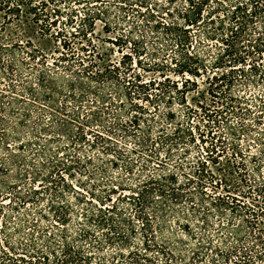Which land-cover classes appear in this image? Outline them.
<instances>
[{
    "label": "trees",
    "instance_id": "16d2710c",
    "mask_svg": "<svg viewBox=\"0 0 264 264\" xmlns=\"http://www.w3.org/2000/svg\"><path fill=\"white\" fill-rule=\"evenodd\" d=\"M87 1L0 0V178L6 185L1 189L12 196L5 203L10 196L0 192V264H93L92 256L104 247L115 250L120 264H200L211 250L221 261L211 257L208 264H264V181L254 185L264 160L262 155L246 156V145L240 144L243 136L246 143L252 139L255 126L264 130V119L253 115L264 113V0H114L123 14L145 11L148 16H131L129 22L150 26L161 42L158 61L143 67L142 72L156 76L147 80L140 73L129 78L133 66L128 54L114 62L99 53L95 41L101 36L95 24L103 23L104 33H109L107 10L84 13L77 31L54 29L64 9H69L65 22L71 27L72 7ZM127 17H122L125 22ZM127 40L120 35L107 41L122 46ZM252 88L261 91L248 100L246 91ZM112 95L124 97L125 105ZM33 110L49 123L40 117L31 122ZM250 119L253 126L246 123ZM192 120L225 126L228 137L221 139L229 142L219 137L220 149L211 143L206 159L195 165L180 151L195 142L193 130L204 143V133ZM211 134L207 138L215 140ZM44 136L48 138L39 144ZM59 137L68 143L50 156L49 148ZM254 141L264 146V135ZM129 142L132 149L125 148ZM83 145L96 155L80 156ZM221 155L239 182L260 196L261 205L252 208L230 196L205 193L206 185L218 189L221 182L228 193L227 178L213 182L205 167L207 161L219 164ZM104 161L112 166L120 162L128 176L138 166L136 184L108 178ZM9 167L16 170L14 178ZM98 174L104 175L101 182ZM28 176L30 183L25 181ZM83 177L92 188L84 185ZM97 187L103 189L100 195ZM124 187L128 198L120 193ZM207 199L218 216L227 209L242 221L241 227L232 221L219 223L215 243L205 234L211 228ZM12 200L25 211L13 230L26 226L32 232L16 246L8 232L14 222L5 212L13 207ZM123 202L133 206L134 217L141 221L138 234L131 225L125 228L131 222L126 209L118 207ZM29 205L36 209L35 219L28 214ZM147 207L153 215L144 213ZM169 217L185 222L178 227L181 233L167 229ZM48 218L57 234L47 237V227L38 223L50 222ZM73 220L78 227L70 235L67 226ZM80 241L89 242L91 254L75 246Z\"/></svg>",
    "mask_w": 264,
    "mask_h": 264
},
{
    "label": "rangeland",
    "instance_id": "374dc122",
    "mask_svg": "<svg viewBox=\"0 0 264 264\" xmlns=\"http://www.w3.org/2000/svg\"><path fill=\"white\" fill-rule=\"evenodd\" d=\"M100 1H101V3H103L102 6H100V3L97 2V0H88L86 3L83 2L82 4H75V5L72 4L71 6L74 5L72 7V10L75 11V15L73 18L74 23H73V25H71V27L66 26V22H65V19H66L65 16L68 14L69 9H64L65 10L64 11L62 9V5H61L60 8L63 10L64 13L61 15L62 19L57 21L56 27L54 29L55 30H62L63 29L66 31H77V28L80 27L79 26L80 22H79L78 18L80 16H83L84 13H86L87 11H89L90 13H95V12H100L102 10H107L108 14H107V20L105 22L108 23V27H107L108 29L107 30L109 33H104V31L102 29L104 26L103 23L96 22V24H95V32H96V34L101 36L100 41H95V45L98 48L99 53L102 54L107 59H110L111 61H114V62H119L121 57L124 54H128V56H130L128 59H130L132 66H133L131 71L128 73V75L130 76L129 78H131V79H132V75L135 73L136 74L140 73L142 75L143 78L141 80H147L149 78L156 77L154 74L145 73V72H142V70L144 68H146L145 66L147 64H149L150 62L158 61L160 56L157 55L156 49H158L157 47H160L161 42H158L155 40V38H154L155 35L153 34V30H151V28H149L150 26L147 28L140 23H138L137 26H135V24L132 25L129 22L131 20L130 19L131 16H148V15L146 13L144 14L145 11H143V10L139 11V9H135V10L137 12L143 11L141 13V15L137 14V13L131 14L130 12L126 15V14H123L121 12V10H119L118 4L113 2L114 0H100ZM158 1L161 3L164 2V0H157L156 2H158ZM153 2H155V0ZM71 6L69 8H71ZM154 15H157V14H154ZM75 16H77V17H75ZM123 16H129L126 18V22H129V23L125 22V20L122 18ZM139 20L142 21V18H139ZM12 31H13V29H12ZM120 35L128 37L126 45L117 46V45H113L111 42L107 41L110 38H112V39L117 38ZM45 45H46V43H45ZM46 46L48 47V45H46ZM142 48H144L145 50L142 51ZM137 60H138V62H140L141 65L136 63ZM134 89H132L131 92L134 91ZM260 91H261L260 88H256L254 90L252 88V89H250L249 92L246 91V99L251 100L253 98L252 97L253 94H254V96L258 93L260 94ZM112 97L115 98V100H118L117 102L121 106L125 105L126 100L121 95L120 96L112 95ZM59 102H61V100H59ZM135 102L138 105H144L145 104L143 101H140V100H135ZM248 104H249V107L253 106V104H251V103H248ZM251 111L256 112L257 110H254V108L251 107ZM39 114H40L39 111L33 110L32 114H31L32 115L31 122L35 121V118L40 117L43 119V122L49 123L47 116H42V115L39 116ZM253 115H255V117H262V119H264V113L261 114L260 112H258L257 114L254 113ZM231 121H234V120H231ZM192 122H193L192 126L194 124H196V120L195 121L192 120ZM262 122H264V120H262ZM233 123L235 124V122H233ZM246 123L248 125H252V126L254 125L252 123L251 119L246 120ZM196 125H198L200 132L204 133V137H203L204 143L199 142L197 132H195L193 130L195 142L187 144V146H185L184 148H180V151L187 153V155H185V157L188 158V161L190 163H192V165H195L194 164L195 162L202 161L203 158H205V155H206L205 150L208 148L209 149L211 148V143H213V145L216 146V150L220 149L218 146V145H220V143L217 142L219 137H220V140L222 142L229 143V142H226V140L224 139L225 137H228L225 134L226 133L225 132V126H223V128H221V127H218L215 125H209L208 126V125H205V123H199ZM204 126H206V127H204ZM261 129L262 128H259V126L258 127L255 126L254 130L251 134L252 139L250 141H248V143H246V141H245L246 138L243 136L240 139V141H241L240 144L243 148L246 145V152L244 153L246 156H248V157L257 156L258 157V156L262 155L261 158H262V160H264V154L259 153L260 150L264 151V146H260L258 143H256L254 141L255 138L262 137V135H264V130H261ZM211 131H212L211 137H215V140L214 139L210 140L209 137L207 138L206 133L211 132ZM23 136L24 137L22 139H26L27 133H24ZM222 136H224L223 139H221ZM46 138H48V137H45V136H44V138L42 137L39 144L42 143V141H44ZM119 142L123 146L122 141H119ZM67 143L68 142H67L65 137H59V140L54 141L52 146L49 148L51 151L49 153L50 156H53V152H52L53 150H55L54 152H56V150H57L56 148H59L62 145H66ZM35 148H37V146ZM125 148L132 149L133 148L132 143H130V142L126 143ZM61 154L62 153L60 152L59 157L61 156ZM78 154L80 156H94V155H96V150L95 149L94 150L89 149V147L87 145H83L82 150L81 151L79 150ZM26 155L28 156L29 154H27L26 150H25L24 156H26ZM2 156H3V152L0 151V160L2 159ZM225 156L226 155H223L218 161L219 164H216V165L211 164L210 162L207 161V163L205 164V167H206V170L214 176L213 182H216L218 179L223 180L222 176H225L227 178V180H228L227 181L228 193H225V191H223V185L224 184L222 182L219 183L220 185H219L218 189H214V187H211L210 185H206V188L204 189L205 193L208 194L209 196H211L212 198H214L216 195L226 196V197L230 196V198L232 197V198L236 199V201L238 202L237 203L238 205L246 204V206H248V207L261 205L262 200H261L260 196H257L256 193H254V191L247 189L245 184H242L239 182V179H238L239 177L236 174H233L232 172H230L229 167H228L229 164L226 161L227 157L225 158ZM132 158L134 159V157H132ZM247 159L248 158H246V161H248ZM103 160L104 159L102 158V161ZM103 165H104V168L106 170V176H108V178H110V177L111 178H120V179L122 178L123 182L125 184H127V186L130 185V187H132L133 185L136 184V181H137L136 176L140 172V168L138 166L135 168L133 176H128L124 173L123 168H122V164L120 162H117L116 166H112L108 162L104 161ZM9 168H10V170H12V174H10V176H11V178H14L13 175H15L16 170L14 168H11V167H9ZM248 168L251 169L252 165L248 164ZM103 177H104V175L98 174L96 179L99 180V182H101ZM261 178H264V166H262L260 176H257V175L254 176V180H255L254 185L255 186H259V184L262 181H264V180H261ZM29 179H30L29 176H28V178L25 179L26 183H30ZM11 182H12V179H10L6 184H10ZM83 183H84V185H86L87 188L93 187V184L91 182H90V184H85V183H89V181L85 177H83ZM73 184L76 188H78L75 183H73ZM4 186H6V185H5V183L2 185V179L0 178V192L3 191V195L5 196V195L9 194V191L2 190L1 188ZM18 189L22 193L24 188H22V186L20 185V187ZM96 189L99 190V192H97L96 194L100 195L101 194L100 192L103 189H101L99 187H97ZM84 192L86 193L87 190H84ZM120 193H123L122 196L125 195L126 198H128L130 196L128 188H126V187H124L123 192H120ZM9 196L10 197L6 196V199L4 201L5 203H7L8 200L11 199V197H12L11 194H9ZM226 197H224V198H226ZM69 198H70V196H69ZM207 200L208 201L206 203L205 209H209L211 211V216L208 219V222H209V225L211 226V228L208 229L205 232V234L209 235L215 243V242H217V238L214 237L215 233H216L215 230L217 229L216 226L219 223H222V225H225L227 223V221H232V224L235 227H237V226L241 227L242 221H241L240 216L232 215L229 211H227V209L223 212L224 215L218 216L217 215V209L213 208V206L210 205V202H213V201L210 199H207ZM12 202H13V200H12ZM258 202H260V204ZM118 207H119V209H122V208L126 209V211L124 212L125 216H126V218L130 219L131 224H129V225L127 224V226H125V228L129 229V226L131 225V226H133L132 229L138 234L140 232L139 227L141 226V221L137 220V218L134 217L135 212H134L133 206L129 205V202H123V203H119ZM27 208H28L27 210L29 212H31V213H28V211H27V213L30 214V218L35 219L37 216V214H35L36 209L31 207L30 205ZM46 210H47V208L45 205L44 208H42V211L45 212ZM6 211L9 212L8 215H10L11 220L14 222V224H11L10 226H8V232L10 234V241L12 242L11 244H14V246H16L15 244L18 241L27 242L28 237L26 235L28 234V232L30 234L32 233L31 229L24 226V227H21L18 232L13 230V228H15L19 224V219L22 218L21 214L25 213L24 209L19 208L18 206H16V202H13V207L11 209H9V208L6 209L5 212ZM144 213L148 214V215L154 214L151 207L145 208ZM150 218H153V217H150ZM48 220H50V219L48 218ZM116 220L118 221V219H116ZM150 221H152V220H150ZM179 221L180 222L177 223L175 221V219H172L171 217H169L167 219V223H166L167 229L171 230L173 232H176L178 234L181 233V230H179L178 227L185 224V222L183 220H179ZM192 222H194V221H192ZM1 225H2V221L0 220V226ZM38 225L41 228L47 227L46 229H44V230H46L47 237L49 235H52V233L57 234V233H55V230L53 228H50V225H52L51 220H50V222L49 221L48 222L42 221V223H38ZM77 227H78V225L76 224V221L73 220V222H71V224H69L67 226V230H68L69 234L71 235V234L76 233ZM241 235L242 236L245 235V230H241ZM0 236L2 237L1 233H0ZM132 237L135 238L136 240L139 239V237H137V236L132 235ZM56 239L59 240L57 237H56ZM38 244H39V246L41 245V243H39V242H38ZM88 244H89L88 241H80V242L76 243L75 246L82 248L83 251L85 252V254L89 255V254H91L92 250L89 249ZM40 247H42V246H40ZM220 248H221V251H224V249H223L224 246H221ZM242 250L243 251L246 250V243L245 244L243 243ZM211 252H212V250L210 252H208V255L205 256L201 260L200 264H208L211 260V257L213 259H215L216 261H221L220 256H218V257L214 256V254H211ZM92 258H93L92 259L93 264H97V262L99 260H103L104 264H120V261L118 260V258L115 255V250L111 247H109V248L104 247L102 249V251L95 252V254L92 256ZM232 258H234L235 260L237 259L235 257H232ZM251 260H252V258H251ZM229 264H231V263H229Z\"/></svg>",
    "mask_w": 264,
    "mask_h": 264
}]
</instances>
